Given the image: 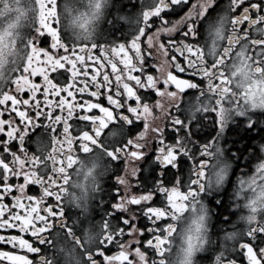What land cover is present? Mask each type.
<instances>
[{
  "label": "snow or ice",
  "instance_id": "1",
  "mask_svg": "<svg viewBox=\"0 0 264 264\" xmlns=\"http://www.w3.org/2000/svg\"><path fill=\"white\" fill-rule=\"evenodd\" d=\"M34 5V32L39 37L46 35L50 46H38L36 38L27 39L25 58L0 86V133L7 137H0V230L8 233L0 235V264H55L47 255L36 260L35 255L43 251L36 245L52 247L53 240L44 233H51L57 223L66 228L60 202L70 170L79 163V153L94 151L103 152L111 161H125V175L116 177L123 191L115 190L111 211L104 209L107 218L97 222L101 235L95 251L85 249L72 228H67L66 234L80 247L85 264H165L174 226L157 222L175 220L177 213L187 209L190 197L210 192L203 181L211 143L200 145L196 160V151L189 147L195 144L191 133L179 134L189 129L190 123L170 116L177 135L166 142L163 129L153 121L169 116L171 106L166 100L195 90L189 97L194 101V114L214 113L220 125L222 109L218 106L230 92L229 87L221 86L229 85V77L241 71L262 77L253 75L246 94L260 90L259 85L264 84V0H229L227 4L219 0H139L141 12L130 39L110 46L65 40L58 27V0H34ZM212 18L217 21L215 33L221 42L213 39L209 43L205 38L201 42L197 23ZM153 93L160 99L151 103ZM205 96L214 98V105L207 100L201 103ZM237 107L243 115L244 109ZM37 117H43L40 124L35 122ZM134 121H143L142 131L133 133ZM246 122L248 128L261 123L251 117ZM37 127L47 134L48 143L42 148L37 136L32 141L35 150L30 152L26 147L29 129ZM107 138L115 142L107 143ZM150 141L155 142L160 178L146 187L137 178L135 162L144 158ZM178 157L196 160L192 166L195 179L190 178V183L182 178ZM252 159L260 161L256 172L264 171V159L258 155L250 156L249 161ZM12 177L18 182L10 183ZM237 181L244 183L240 176L229 178L224 189L229 183L234 187ZM30 186L36 189L31 194ZM137 212L153 225L147 229L150 237L143 242L136 238V234H144L136 223ZM228 235L231 238L233 234ZM109 245L119 250L109 254ZM237 247L247 264H264V215L230 248L220 245L215 264H239L231 258ZM29 253L34 254L32 258ZM64 254L80 264L71 253Z\"/></svg>",
  "mask_w": 264,
  "mask_h": 264
},
{
  "label": "clouds",
  "instance_id": "2",
  "mask_svg": "<svg viewBox=\"0 0 264 264\" xmlns=\"http://www.w3.org/2000/svg\"><path fill=\"white\" fill-rule=\"evenodd\" d=\"M112 6L113 0H59L58 14L67 40L89 45L101 44V28L108 19V12ZM140 12L139 8L132 17L121 14L119 19L121 22H127L134 29ZM35 16L34 0H0V74H2L0 86L7 82L16 66L25 58L27 49L24 42L30 37L35 38L29 33V29L34 26ZM216 24L215 18L205 23V39L209 43L213 39L217 43L221 42L215 33ZM253 75L256 79H262L259 74H246L241 71L234 77H229L231 81L229 85L221 86L229 87L230 92L225 94L224 103L218 106V110L222 109V111L217 141L226 127L237 118L246 120L247 117H251L253 122L261 121L259 125L264 127V84L259 85L260 90H254L250 95L246 94ZM207 91L205 89L206 93ZM205 100L209 105L215 103L214 98L207 96L202 98L201 103ZM171 102L173 107L183 109L187 113L185 117L187 121H192L188 117L194 115L193 100L186 104L184 97L179 95ZM237 105L244 109L243 115L240 114ZM154 123L159 126L158 121ZM46 143L48 139L41 140L42 148ZM256 143L259 149L258 156L264 159V142ZM209 152L210 164L203 182L210 189V194L224 189L227 180L232 178L234 161L229 158L219 142L211 143ZM256 161L253 170L242 177L244 183L237 181L233 187L230 211L235 212L236 215L230 229L222 230L219 236H214L212 233L211 225L214 218L206 199L203 196L189 198L187 209L177 213L175 220L171 221L174 231L169 237L165 264H200L198 256L212 251L217 245L230 248L245 235L250 226L257 223L264 215V188L261 187L264 185V179L261 178L264 177V171L256 172V165L260 163L259 160ZM110 170L111 163L106 155L101 151H94L81 156L79 163L70 171L63 201L66 207L78 213L74 224L80 232L79 238L85 249H94L100 239V226L88 222V218L92 215L100 186ZM229 233L233 234L231 238ZM52 240L50 258L54 259L55 264H74V261L65 257V252L77 257L80 264H85L80 247L75 245L72 237L57 230L53 233ZM218 252L214 254L210 264H215Z\"/></svg>",
  "mask_w": 264,
  "mask_h": 264
},
{
  "label": "flooded vegetation",
  "instance_id": "3",
  "mask_svg": "<svg viewBox=\"0 0 264 264\" xmlns=\"http://www.w3.org/2000/svg\"><path fill=\"white\" fill-rule=\"evenodd\" d=\"M192 2H195V0H192ZM219 2L221 4H227L229 0H219ZM214 7L216 6L214 5ZM138 9H139V0H113V6L108 12V19H106L104 25L101 28V36H100L101 44L110 46L113 44L123 43L125 42L126 39H130V33L133 30V28L127 22H121L119 17L121 14H125L127 17H132L138 11ZM212 15L213 17H215V12H212ZM34 27L35 25L33 26V28L29 29L30 36H34L37 39L38 46L49 47L50 45L47 42L48 38L46 37V35L45 37H39V35L34 32ZM58 27L64 39L67 40L66 34L64 33L61 24L58 25ZM197 27L200 31V37L198 39L202 42L205 38V23L203 21H200L197 23ZM148 71L155 72L153 68H148ZM52 75H55V73H53ZM33 79L38 80L39 78L34 77ZM12 87L14 90V86ZM4 90L8 91L9 88L5 87ZM194 91L195 90H186L185 93L181 94L184 97L186 104L187 102L192 100L189 97L192 96ZM24 95H26V93ZM156 99H160V98L156 97L154 93L150 94L151 103H154ZM102 102L107 106L106 100ZM165 102L166 104L171 106V108H169V116L156 119L155 121H158L159 127L163 129L165 133L166 142L174 141L177 135V133L172 128L170 116L172 115L179 116L182 120H185L186 123H190V128L181 130L179 134L186 135L188 132L191 133L190 138L191 140L195 141V144H189V147L192 148L193 151H196V160L200 158L197 149L200 147L201 144L219 142L222 145V147L225 149L226 154L229 156V158L234 161V167L232 169V179H235V177L237 176L243 177L244 175L250 173L253 170V165L257 161L255 159L249 161V157L259 154V149L256 142H264V127H261L259 124H257L255 127L248 128L247 122L244 118H237L235 122L230 123L226 127L219 141H217L216 138L220 132V125L216 122L214 113L211 114H204L199 112L195 113L194 115L188 117L192 119V121L189 122L185 119L187 113L183 109L177 110V107H173L171 101L166 100ZM2 107L3 106H0V108ZM95 111L98 113V110ZM4 115L7 116L8 113H4ZM42 120L43 117L35 118V122L37 124H40ZM142 125H143V121H134V125L131 126L133 128V133L136 130L142 131L143 130ZM37 136H39L41 140L48 139L47 134L44 133L41 127H37L35 129H29L28 138L26 140V147L30 152L35 150V143L32 141H35ZM0 137H2L3 139H7V137L3 133H0ZM150 138H151V132H149V139ZM106 142L114 143L115 141L112 140V138H107ZM12 146L15 148L16 142H13ZM154 148H155V142L150 141L144 149L145 152L144 158L142 160L135 162L139 167V173L137 178L139 180H142L146 187H152L154 180L160 178L159 177L160 168L159 165L156 164L155 162ZM79 154L81 156L84 155L83 153H79ZM107 159L111 163V170L100 186L96 200L94 202L92 215L91 217L88 218V222L97 225H98L97 222H100L102 219L107 218L104 216V209L107 208L109 211H111L110 205L112 200L110 198L115 196V190L120 189V191H123L121 186L117 184L116 177L118 175L120 176L125 175V168H124L125 161L123 159L118 161H111L109 158ZM196 160H189L184 157H178V161H179L178 169L181 171L182 178L185 181H189V183H190V178L195 179V176L192 174V166L196 164ZM172 171L176 172L177 169H173ZM15 182H18L17 179L15 177H12L10 183H15ZM182 190L187 191V188H182ZM232 190H233L232 184L229 183V185L220 192L201 194L204 197V199H206L207 203L210 206V209L212 210V215L214 219L211 225V230L214 236H219L222 230H229L232 225L233 219L236 215L235 212L230 211ZM28 191L31 194L35 192L36 189L30 186ZM218 201H222L223 203L218 204ZM156 202L157 204H159L160 199L157 198ZM60 203L61 206L64 207L63 220L66 223V228H61L59 226V223H57L51 230V233H44V235L51 240L53 233L56 232L57 230L66 233L67 228H72L76 236L79 237L80 232L74 224V220L78 215V213L74 209L66 207L63 200ZM137 215L139 216V219L136 221V223L138 224L140 229L143 230L144 234L143 235L136 234V238L139 239L141 242H143L150 237L151 234L147 232V229L149 227H153V225H151L150 222L146 218H144L141 213L137 212ZM168 222H171L170 219L158 221L157 223L164 224ZM81 223H83V221H81ZM6 234L8 233L4 232L3 230H0V235H6ZM244 239L246 240L247 238L244 237ZM257 243H259V241H257ZM36 246L40 247L43 250L40 254L35 255L36 260L39 259L40 255H47L50 257L51 247L49 245H39L37 243ZM141 247L143 248V243L141 244ZM108 249H109V254H111V252L119 250L118 248H115L111 245L108 246ZM93 251H95V249H93ZM218 251H220L219 245H217V247L212 251H209L206 254H202L198 256L197 259L200 262V264H210V262L214 258V254ZM148 252L150 255L152 254L151 249H148ZM28 255L30 256V258H32L34 254L29 253ZM226 256H228V253H226ZM231 258L237 259L239 261V264H247V262L243 259L241 250H239L238 247H237V253L232 254ZM97 259L102 261V257H97Z\"/></svg>",
  "mask_w": 264,
  "mask_h": 264
}]
</instances>
